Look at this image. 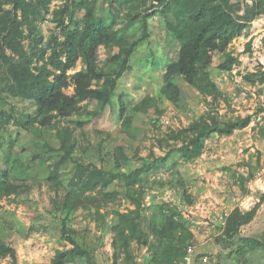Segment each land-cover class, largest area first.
<instances>
[{
  "label": "trees",
  "instance_id": "trees-1",
  "mask_svg": "<svg viewBox=\"0 0 264 264\" xmlns=\"http://www.w3.org/2000/svg\"><path fill=\"white\" fill-rule=\"evenodd\" d=\"M55 1L62 0H0V96L6 94L9 98L32 103L35 110L31 120L21 123V128H18L14 143L19 150L12 147L5 150L2 136L14 117L0 109V201L5 197L6 188L29 186L33 179L36 180L32 175L36 163L47 167V179L55 192L54 216L61 221L62 238L71 246L56 250L49 262L40 264H136L132 258L134 245L141 252L146 249V264H187L190 248L194 250L191 264L207 263L208 258L197 253L198 239L182 216L177 217L176 211L164 204L154 205L152 208L158 210L157 214L149 217L144 205L145 194L137 199L125 191L121 193L134 207L117 211L116 220L110 227L114 232L112 257H107L106 263L97 262L95 243L84 234L78 236L71 231L68 223L77 211L85 208L93 212L98 228L104 229L101 224L105 222L106 215L101 214V209L111 203L117 204L119 200L118 192L105 191L106 188L114 181L124 182L134 174L138 175L145 189L166 185L174 189L181 187L192 205L194 200L187 193V179L180 166L201 158L207 141L212 137L232 136L236 131L249 127L253 115L223 119L218 113L209 111L187 127L170 131L167 140L173 143L164 153L159 155L152 151L136 170L129 173L120 171L121 164L127 165L131 161L124 147H119L113 158L117 171L104 172L95 168L87 186L74 181L78 141L69 128L59 148L53 147L45 138L44 132L47 133L51 127L49 123L39 125V130L32 133L29 140L20 139V135L23 130L30 132L31 124L40 123L51 112L60 119H69L84 112L95 117L105 113L113 104L121 79L131 71L130 61L134 52L149 40L151 21L155 16L162 20L168 38L179 45L177 57L166 66L160 99L180 108L186 97L184 83L203 97L220 102L225 96L210 73L214 54L220 55V72L231 73L234 70L240 58L230 50V46L264 15V0L238 3H233V0H164L160 3L150 0L149 4L139 0L119 22L126 0H108L109 20L99 10L106 0H64L63 6L52 12L53 21L62 29L64 38L52 36L48 46L39 47L32 43L27 49L24 41L30 38L37 42L39 22L47 21V13ZM153 8L158 10L150 14ZM133 24L139 25L140 33L132 36L128 26ZM101 48L108 56L103 66L99 62ZM251 48L252 40L248 43V51ZM79 62H82V68L70 74ZM242 80L248 85H256L259 81L264 84V66L248 72ZM71 87L74 93L70 95L66 90ZM90 102H97L100 109L88 111ZM155 102L149 97L136 110L145 111ZM125 111L122 102L121 119ZM260 134L264 136V131ZM183 136L189 137L184 140ZM67 143L73 145L70 151L66 149ZM161 171L172 172V177L159 181ZM254 175L255 172L251 171V178ZM258 201L251 210H232L226 216L221 234L215 239L220 252L234 264H264L255 260L258 255L264 258V238L241 236L242 228L254 221L264 204V193ZM1 219L0 207V259L9 258L14 264H19L18 242L10 240L4 233ZM19 235L27 238L28 234L19 232Z\"/></svg>",
  "mask_w": 264,
  "mask_h": 264
},
{
  "label": "rangeland",
  "instance_id": "rangeland-1",
  "mask_svg": "<svg viewBox=\"0 0 264 264\" xmlns=\"http://www.w3.org/2000/svg\"><path fill=\"white\" fill-rule=\"evenodd\" d=\"M138 1L126 0L121 17L117 21H121L123 15L132 10ZM149 1L142 0L146 4H149ZM64 2V0L55 1L51 4L47 21L39 22L37 42H33L30 38L24 41L27 49L32 43L39 47L48 46L52 36L64 38L62 29L53 21L52 13L56 8L63 6ZM238 2L243 0H233V3ZM99 10L101 15L109 20L111 12L108 0ZM157 10V8L151 9L150 14H154ZM128 29L132 36L140 33L138 24L130 25ZM253 33H256L255 40L252 41V48L248 51L249 37ZM230 50L240 58V63L231 73L218 70L219 54H214V61L210 67V73L223 92L224 99L215 103L212 98H205L182 83L186 97L182 106L178 108L170 101L160 99L159 93L163 86L166 66L177 57L179 45L168 38L162 20L159 16H155L151 21L149 40L134 52L130 61L131 71L121 79L114 94L113 104L105 113L95 117L84 112L69 119H60L51 112L40 123L31 124L30 132L25 130L21 132L20 139L29 140L32 133L39 130V125L44 122L49 123L51 127L47 133L44 132L45 138L53 147L59 148L66 129L69 128L78 141L75 147L78 166L73 176L74 181L85 183L87 186V181L95 168L104 172L117 171L113 158L115 150L119 147H124L131 161L127 165L121 164L120 171L129 173L136 170L152 151L159 155L164 153L173 143L167 140L170 131L187 127L209 111L218 113L223 119L253 115L249 127L236 131L232 136L212 137L207 141L201 158L180 166L182 175L187 179V193L194 200L192 205L188 203L181 187L174 189L166 185L145 189L140 184L138 175L134 174L125 178L124 182L116 180L106 188L105 191L119 193L117 198L119 206L117 202L101 209V214L106 215L105 224H101L104 229L98 228L90 210L82 208L77 211L68 223V228L79 234L78 236L84 234L88 240L95 243L97 262L106 263L107 257H112L111 243L114 232L110 227L116 220L117 211L134 207L124 194H121L125 191L137 199L145 194L144 205L147 207L146 214L149 217L157 214L158 210L152 208L154 205L164 204L173 208L177 217L182 216L198 239L197 253L208 258V262L204 264H234L227 259L225 253L220 252L219 246L215 245V239L221 234L226 216L232 210L235 208L243 211L251 210L259 202L258 197L264 193V136L260 134L264 131V84L259 81L256 85H248L242 80L248 72H254L264 66V15L254 21L252 27L231 44ZM107 58L104 48H101L99 62L102 66ZM82 66V62H79L70 74L79 71ZM1 75L2 69H0V79H2ZM66 93L73 94L74 88H69ZM149 97L156 102L145 111H137V107L142 106ZM122 102L126 111L121 119ZM1 108L14 117L2 136L5 150L11 147L19 150V146L14 143L18 128L21 123L31 120V116L35 113L34 105L2 94ZM99 109L100 105L97 102L88 104L90 112ZM261 109L263 110L260 111ZM188 137L183 136V139L187 140ZM161 143H164L163 147ZM72 146V143H67V151H70ZM251 171L255 172L252 178ZM48 173L45 165L36 163L32 171L36 180L33 179L29 186L6 188L5 197L0 201L1 224L4 225V233L8 238L18 242L19 264L49 262L56 250L71 246L65 238H62L61 221L54 216L55 192L48 182ZM171 177L172 172L161 171L158 179L169 180ZM25 193L28 195L23 198ZM31 228L34 230H30ZM19 232L27 233V238H22ZM241 236L264 238V204L254 221L242 228ZM134 247L132 258L135 263L146 264L148 258L146 249L141 252L136 245ZM255 260L264 262L262 255H258ZM0 264L14 263L7 258L0 259Z\"/></svg>",
  "mask_w": 264,
  "mask_h": 264
},
{
  "label": "built area",
  "instance_id": "built-area-1",
  "mask_svg": "<svg viewBox=\"0 0 264 264\" xmlns=\"http://www.w3.org/2000/svg\"><path fill=\"white\" fill-rule=\"evenodd\" d=\"M237 66H235L234 68H236ZM194 253V250L193 248H190L189 249V256L187 257L186 261H187V264H191V256L192 254ZM205 261H207V259H205Z\"/></svg>",
  "mask_w": 264,
  "mask_h": 264
},
{
  "label": "crops",
  "instance_id": "crops-1",
  "mask_svg": "<svg viewBox=\"0 0 264 264\" xmlns=\"http://www.w3.org/2000/svg\"><path fill=\"white\" fill-rule=\"evenodd\" d=\"M254 24H256V22ZM255 26L256 25H254V28H255ZM255 35H256V33L250 34V37H249L250 40H252V41L255 40V38H254ZM253 49H255V48H253Z\"/></svg>",
  "mask_w": 264,
  "mask_h": 264
},
{
  "label": "water",
  "instance_id": "water-1",
  "mask_svg": "<svg viewBox=\"0 0 264 264\" xmlns=\"http://www.w3.org/2000/svg\"><path fill=\"white\" fill-rule=\"evenodd\" d=\"M161 1H164V0H156L157 3H160Z\"/></svg>",
  "mask_w": 264,
  "mask_h": 264
}]
</instances>
